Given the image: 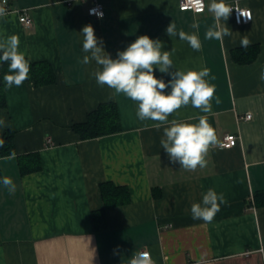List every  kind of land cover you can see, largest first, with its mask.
I'll return each mask as SVG.
<instances>
[{"label": "crops", "instance_id": "1", "mask_svg": "<svg viewBox=\"0 0 264 264\" xmlns=\"http://www.w3.org/2000/svg\"><path fill=\"white\" fill-rule=\"evenodd\" d=\"M101 1L103 19L89 14L93 0H0L6 12L0 38L18 36L26 58L49 61L57 73L51 84L27 80L5 87L0 117L7 127L0 138L15 131L16 156L0 157V264H128L142 249L156 264H264V204L255 196L264 191V0H237L253 18L246 24H237L233 14L222 20L232 31L222 41L205 39L215 23L207 10L211 0L200 13L181 9L180 0ZM234 1L225 0L229 6ZM25 9L33 18L29 25L20 21ZM170 23L176 36L166 34ZM88 24L112 58L147 35L162 42V51L174 49L170 72L210 69L211 112L189 104L168 117L198 123L204 116L216 130L219 143L210 148L207 167L186 171L170 162L160 144L168 125L156 129L155 121H140L135 101L96 83L91 74L98 65L82 63L89 54L81 30ZM181 30L198 35L199 51L179 38ZM243 36L260 46L245 64L232 56ZM154 74L165 83L171 79L158 68ZM108 101L118 106L122 130L82 139L72 125ZM227 133L238 134V144L224 147ZM30 152L39 154L41 167L22 173L18 155ZM4 177L15 183L14 194ZM106 181L127 187L130 199L108 206L106 225L97 229L92 212L105 207L100 185ZM209 188L227 203L206 224L193 220L190 209Z\"/></svg>", "mask_w": 264, "mask_h": 264}, {"label": "clouds", "instance_id": "2", "mask_svg": "<svg viewBox=\"0 0 264 264\" xmlns=\"http://www.w3.org/2000/svg\"><path fill=\"white\" fill-rule=\"evenodd\" d=\"M188 4L194 7L195 12L205 10L203 0H188ZM207 10L212 13L215 23L205 33V39L222 41L225 36H231L232 31L221 24L227 21L233 12L225 0H211ZM237 23L251 20V12L235 9ZM6 14L4 8H0V16ZM90 15H96L103 19L104 13L99 8L89 10ZM192 28L199 30V23L194 20ZM81 34L83 40L84 55L82 63L87 65L92 61L98 68L92 72L96 83L101 87L107 86L113 89V96L124 95L135 101L138 105L136 116L140 121H155L152 127L163 128L161 147L167 153L170 162L179 163L186 171H196L198 168L207 167V155L210 148L215 147L219 141L216 130L204 116L197 117L198 123H188L173 119L169 122L168 117L176 113L180 108L189 104L203 113H210L211 101L215 94V85L209 83L206 77L210 76V69L179 70L170 72L173 61L171 51H162L163 44L160 40H153L147 35H141L129 44L123 51H118L116 58L106 53L102 39H98L91 24L85 25ZM169 37L177 35L176 25L170 23L166 28ZM181 40L187 41L194 51L202 47L201 41L196 34H188L184 31L178 33ZM242 48L251 46L247 36L240 41ZM0 63L8 64V73L3 77L6 89L13 86L20 87L29 78L30 63L25 54L19 51V38L16 35L0 38ZM158 68L161 73H168L171 79L165 83L158 79L154 70ZM211 79H215L214 76ZM260 80L264 82V66L261 67ZM170 87L171 91L166 93ZM219 104L220 100L217 99ZM7 127L6 120L0 117V129ZM5 141L0 138V147ZM15 151H12L7 159H14ZM3 185L9 194H14L16 185L9 177H4ZM227 203L223 193H217L209 188L202 194L200 203L191 205L193 220H202L206 224L211 223L220 211L221 204ZM128 264H156L149 252H138L131 256ZM199 264V262H198Z\"/></svg>", "mask_w": 264, "mask_h": 264}, {"label": "trees", "instance_id": "3", "mask_svg": "<svg viewBox=\"0 0 264 264\" xmlns=\"http://www.w3.org/2000/svg\"><path fill=\"white\" fill-rule=\"evenodd\" d=\"M259 50V44H251L248 48L239 46L232 50V56L238 63H250L255 60ZM26 59L30 63V73L27 80L34 81L38 86L51 84L56 81L57 73L49 61ZM6 73H8V64L0 63V107H4L7 104L5 82L3 80ZM72 127L82 139L94 138L121 131V117L116 102L108 101L100 103L95 109L89 112L85 121L74 123ZM2 139L5 141V144L3 147H0V157L10 155L12 151L16 153L15 131L7 129ZM18 160L22 173L37 170L41 167V161L37 153L30 152L18 155ZM100 188L105 207L92 212L93 222L97 229L104 228L106 225V208L108 206L119 202H127L130 199L127 187L117 186L111 181L101 183ZM255 196L257 205L264 204V191L256 193Z\"/></svg>", "mask_w": 264, "mask_h": 264}, {"label": "built area", "instance_id": "4", "mask_svg": "<svg viewBox=\"0 0 264 264\" xmlns=\"http://www.w3.org/2000/svg\"><path fill=\"white\" fill-rule=\"evenodd\" d=\"M203 3L205 5V7H206V0H203ZM230 6L233 8L232 14L234 16V19H235V22L236 23H237V12H236L235 9L244 10V11H250L251 12V17L253 18L252 9L251 8H248V7H245V6H242L239 3V1H237V0L234 1ZM179 7L181 9H184V10H193V11H195L194 10V7L188 4V0H180ZM92 8H99V10H101L105 14V5H104V3L101 0H93V4L89 7L88 12ZM93 16H96V15H93ZM252 18H251V20H252ZM251 20H249L247 22H244L243 21V18H241V22L240 23H237V24H246V23H249ZM20 21L23 24H27V25H29V24L32 23L33 18L28 13V11L26 9L25 10H22V12L20 14ZM244 117L245 118H251L252 117V114L251 113H247V114H245ZM239 140H240V138H239V135L238 134L227 133L223 137L222 145L224 147L229 148V147H232V146H235L236 144H238ZM139 252H149L151 254V252L148 249H142ZM151 257H152V255H151Z\"/></svg>", "mask_w": 264, "mask_h": 264}]
</instances>
